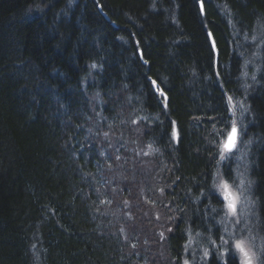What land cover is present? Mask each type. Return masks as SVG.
Here are the masks:
<instances>
[{
	"label": "trees",
	"instance_id": "16d2710c",
	"mask_svg": "<svg viewBox=\"0 0 264 264\" xmlns=\"http://www.w3.org/2000/svg\"><path fill=\"white\" fill-rule=\"evenodd\" d=\"M202 3L0 0V264H238L244 171L264 264V0Z\"/></svg>",
	"mask_w": 264,
	"mask_h": 264
},
{
	"label": "snow or ice",
	"instance_id": "6c2138e0",
	"mask_svg": "<svg viewBox=\"0 0 264 264\" xmlns=\"http://www.w3.org/2000/svg\"><path fill=\"white\" fill-rule=\"evenodd\" d=\"M201 11H203V3L201 0ZM264 27V25H262ZM211 35V33H209ZM245 39L247 40L248 37L245 36ZM256 38L253 37V40ZM213 46H215V42L213 41ZM95 67V65H93ZM255 79V77H253ZM153 84H155V81H153ZM161 96H164V108L166 109L168 107L167 105V97L166 95L161 91ZM228 103L232 105V112L233 115H235V107L236 105L232 102V97H227ZM243 108V102H241L240 105ZM107 135V133L105 134ZM173 138L177 139L179 138L178 131L175 129V122H173ZM239 141V128L237 126L236 121L233 119L229 125V128L226 132L223 133L220 147H219V160L222 161L224 159H227L230 157V155L233 153L234 150L237 149V144ZM119 159V157H117ZM213 188L215 189L217 195L220 197L221 202L224 204L225 208V218L232 217L235 218V223H240V216L238 214V207L243 205L244 201V195H243V188L244 183L243 181L240 182L237 189H232V186L228 183V181L217 178L213 181ZM163 191V189H161ZM215 211V209H213ZM223 221H219L218 223H222ZM225 231L227 232V227L225 228ZM229 237L232 240V251H233V258L238 260V264H254V256L255 253H250V245L251 240L248 238H241L236 239L234 233H228ZM254 239V238H253ZM212 243L215 245V241H212ZM221 244L227 245L228 241L224 240L223 237H221ZM204 255H208V251L205 250ZM218 255L223 257L224 255H227L226 252H220L218 248ZM259 259L258 257L256 258ZM184 264H189V261L185 260Z\"/></svg>",
	"mask_w": 264,
	"mask_h": 264
},
{
	"label": "rangeland",
	"instance_id": "374dc122",
	"mask_svg": "<svg viewBox=\"0 0 264 264\" xmlns=\"http://www.w3.org/2000/svg\"><path fill=\"white\" fill-rule=\"evenodd\" d=\"M159 94H160V90ZM218 178H222L224 179L223 174L218 175ZM226 180V179H224ZM227 181V180H226ZM243 181L244 183V188H243V195H244V201H243V205L238 207V214L240 216V223L236 224L235 223V218L232 217H228L225 218L224 217V225L225 228L227 227L228 231L226 232V234L228 235V233H235L236 230H240L241 229V234L243 233V231H245L246 229L250 230L251 224H250V217L252 218L253 215V207H252V203L250 201V190L248 189L249 184H248V179H247V175L244 173L242 174H235L233 176V182H229L228 183L232 186V189H237V187L239 186L240 182ZM229 237V235H228ZM251 237V236H250ZM230 238V237H229ZM242 237L238 238L241 239ZM255 240H251V245H250V253H255L254 256V264H259V259L257 260L256 258L258 256V245L255 244Z\"/></svg>",
	"mask_w": 264,
	"mask_h": 264
},
{
	"label": "water",
	"instance_id": "95a60500",
	"mask_svg": "<svg viewBox=\"0 0 264 264\" xmlns=\"http://www.w3.org/2000/svg\"><path fill=\"white\" fill-rule=\"evenodd\" d=\"M215 47V46H214Z\"/></svg>",
	"mask_w": 264,
	"mask_h": 264
}]
</instances>
